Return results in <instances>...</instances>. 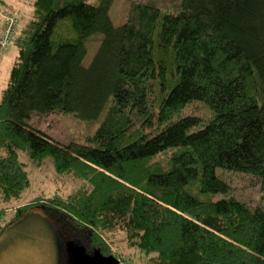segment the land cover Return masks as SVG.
<instances>
[{"label": "trees", "instance_id": "trees-1", "mask_svg": "<svg viewBox=\"0 0 264 264\" xmlns=\"http://www.w3.org/2000/svg\"><path fill=\"white\" fill-rule=\"evenodd\" d=\"M126 1L120 25L113 0H34L23 25L0 0L18 18L0 90V217L30 186L21 154L77 182L0 218V237L41 208L119 264L125 249L139 264H264V0ZM53 114L97 127L65 144L40 130ZM232 172L258 180L256 205L236 197Z\"/></svg>", "mask_w": 264, "mask_h": 264}, {"label": "rangeland", "instance_id": "rangeland-1", "mask_svg": "<svg viewBox=\"0 0 264 264\" xmlns=\"http://www.w3.org/2000/svg\"><path fill=\"white\" fill-rule=\"evenodd\" d=\"M7 1L19 11L21 23L24 25L30 18L34 0ZM128 4L126 0H113L110 15L114 24L120 25L124 22ZM17 57L18 49L15 45L0 51V90L7 86L10 70ZM198 105L195 106L198 111L205 114L206 110ZM34 120L37 121V118ZM96 127V122L88 123L69 114H53L40 123V130L65 144L71 140L86 142ZM20 159L27 163L30 186L22 193L19 201L8 204L6 214L0 217L4 221L13 217L18 206L31 202L39 195L51 194L54 191L70 193L77 186V182L71 177L57 174L49 161L35 165L25 154H21ZM231 176L234 179L236 197L247 201L250 206L256 205L261 195L258 180L239 172H232ZM2 206L4 205L1 204L0 207ZM52 221L41 208L29 209L13 221L0 237V264H74L72 245L82 248L83 252L77 249V256H90L96 248H100L91 242L88 230L71 226L69 223L63 224L65 228L61 230ZM116 247L112 246L111 249ZM131 252L130 249H125L121 254L125 258L123 264L140 263ZM86 262L89 263V260Z\"/></svg>", "mask_w": 264, "mask_h": 264}, {"label": "built area", "instance_id": "built-area-1", "mask_svg": "<svg viewBox=\"0 0 264 264\" xmlns=\"http://www.w3.org/2000/svg\"><path fill=\"white\" fill-rule=\"evenodd\" d=\"M18 18L0 5V51L6 49L17 36Z\"/></svg>", "mask_w": 264, "mask_h": 264}, {"label": "water", "instance_id": "water-1", "mask_svg": "<svg viewBox=\"0 0 264 264\" xmlns=\"http://www.w3.org/2000/svg\"><path fill=\"white\" fill-rule=\"evenodd\" d=\"M73 256H74V264H118V260L112 256V255H104L100 252L99 248H96L92 255L84 256V254H81V256H77L76 252L82 251V248L77 245H73ZM83 252V251H82ZM89 260V263L86 261Z\"/></svg>", "mask_w": 264, "mask_h": 264}, {"label": "crops", "instance_id": "crops-1", "mask_svg": "<svg viewBox=\"0 0 264 264\" xmlns=\"http://www.w3.org/2000/svg\"><path fill=\"white\" fill-rule=\"evenodd\" d=\"M5 1H7V0H5ZM8 2V1H7ZM9 3V2H8Z\"/></svg>", "mask_w": 264, "mask_h": 264}]
</instances>
